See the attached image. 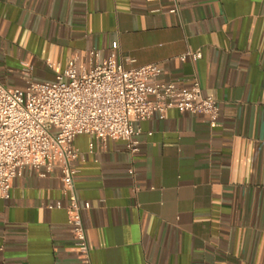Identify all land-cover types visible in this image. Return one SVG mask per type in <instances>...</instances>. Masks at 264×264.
Instances as JSON below:
<instances>
[{
  "label": "crops",
  "instance_id": "crops-1",
  "mask_svg": "<svg viewBox=\"0 0 264 264\" xmlns=\"http://www.w3.org/2000/svg\"><path fill=\"white\" fill-rule=\"evenodd\" d=\"M111 51L133 59L125 67L158 64L163 81L197 77L219 125L168 109L140 124L136 154L117 138L90 153L92 139L76 137L92 264H264V0H0L9 87L24 86L26 63L52 81ZM62 189L58 169L24 167L0 195V264H79Z\"/></svg>",
  "mask_w": 264,
  "mask_h": 264
},
{
  "label": "built area",
  "instance_id": "built-area-1",
  "mask_svg": "<svg viewBox=\"0 0 264 264\" xmlns=\"http://www.w3.org/2000/svg\"><path fill=\"white\" fill-rule=\"evenodd\" d=\"M90 54L98 59L97 50ZM201 57L198 50L179 58ZM125 62L133 59L118 62L111 51L105 64L95 61L78 71L72 63L56 69L54 80L42 82L32 79L33 67L26 63L21 73L23 87H9L0 81V195L9 198L13 180L24 167L34 169L39 177L58 169L79 264H92V260L83 220V211L90 204L79 203L74 184L72 163L81 156L74 143L77 136L92 139L90 153L94 152V140L104 147L108 139L117 138L129 153L136 154L140 124L155 115L164 117L168 109L203 114L211 127L219 125V102L203 93L197 77L181 86L161 80L162 69L156 63L125 67Z\"/></svg>",
  "mask_w": 264,
  "mask_h": 264
}]
</instances>
